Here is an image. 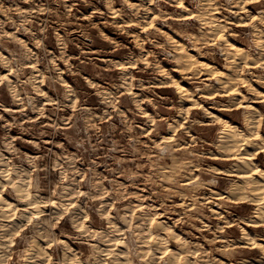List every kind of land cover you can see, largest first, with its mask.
<instances>
[{
  "label": "rangeland",
  "instance_id": "obj_1",
  "mask_svg": "<svg viewBox=\"0 0 264 264\" xmlns=\"http://www.w3.org/2000/svg\"><path fill=\"white\" fill-rule=\"evenodd\" d=\"M250 1L212 0L217 21L202 24L201 0H0V193L14 201L7 213L0 206V264H116L120 251L124 264H179L152 246L156 238L194 264H264L260 201L227 194L241 154L217 152L226 121L248 132V102L260 110L251 137L264 142V38L256 44L264 18L254 15L264 0ZM222 36L248 55L230 91L200 62L181 70L176 62L181 41L196 59L226 67ZM259 145L252 178L264 169Z\"/></svg>",
  "mask_w": 264,
  "mask_h": 264
},
{
  "label": "bare ground",
  "instance_id": "obj_2",
  "mask_svg": "<svg viewBox=\"0 0 264 264\" xmlns=\"http://www.w3.org/2000/svg\"><path fill=\"white\" fill-rule=\"evenodd\" d=\"M173 1V0H172ZM177 0H175V2H176ZM202 2L199 4V6H196V7H198V9L196 10L197 12V18H200V20H202V24H204V23H206V22H215V21H217V20H215L216 18L215 17H217L216 15V12L218 11H216L215 10V12L213 11L216 7H213V8H211V5L212 4H214L213 2L211 3L210 1H212V0H201ZM252 1V0H251ZM250 1V2H251ZM130 3H131V1H129ZM215 2V1H214ZM135 4H136V6L138 7L139 5H140V3L138 2V1H135L134 2ZM134 4V5H135ZM251 4V3H250ZM195 5H197V4H195ZM218 5V4H217ZM132 6V5H131ZM213 6V5H212ZM216 6V5H215ZM232 6V5H231ZM237 6V5H236ZM252 6H254V5H252ZM135 7V6H134ZM136 7V8H137ZM146 7V6H145ZM178 7H180V10H184L185 12H187V13H191L192 14V11L191 12H189L191 9H192V7L190 8V7H188V6H186L182 1H180L179 2V5H178ZM142 8H143V6H142ZM147 8V7H146ZM146 8H144V9H146ZM182 8V9H181ZM240 8V7H239ZM255 8V7H254ZM259 8V7H258ZM178 9V8H177ZM241 9H242V7H241ZM114 10V9H113ZM139 10V9H138ZM195 10V9H194ZM194 10H193V12H194ZM230 10H232V9H230ZM240 10V9H239ZM262 10V9H261ZM260 10V11H261ZM115 11V10H114ZM211 11H213V13L211 12ZM260 11H259V13H260ZM145 12V11H144ZM116 13V12H115ZM147 13V12H146ZM216 15H215V14ZM234 13V12H233ZM243 13V12H242ZM188 14V15H189ZM147 15H149V14H147ZM170 15V14H169ZM255 16H258V18H260V19H262V18H264V10H262V13H260L259 15H260V17H259V15H257V14H254ZM142 16V15H141ZM141 16H139V17H141ZM146 16V15H145ZM147 17V16H146ZM145 17V18H146ZM191 17H192V15H191ZM195 17V16H194ZM137 18V17H136ZM135 18V19H136ZM170 18V17H169ZM186 18H189V16H185V19ZM132 20V19H131ZM188 20V19H187ZM199 20V21H200ZM245 20V19H244ZM241 22H242V20H240ZM262 21V20H261ZM127 22V21H126ZM131 22V21H130ZM238 22V21H237ZM264 22V21H263ZM129 23V22H128ZM127 24V23H126ZM135 24H136V22H135ZM209 24V23H208ZM258 24V23H257ZM128 25V24H127ZM224 25V24H223ZM260 25V24H259ZM213 26H218L216 29H218V30H221V28L222 27H224V26H222V24H221V22H218V23H216V25L214 24ZM237 26H239V27H245L246 25L245 24H241V23H239L238 22V24H237ZM255 26V25H254ZM261 26V25H260ZM209 28V27H208ZM212 28V27H211ZM211 28H209V31H210V29ZM256 28V27H255ZM262 28V27H261ZM260 28V29H261ZM213 29V28H212ZM259 29V28H258ZM201 30V29H200ZM199 30V31H200ZM203 30H204V28H203ZM163 31V30H162ZM214 31V30H213ZM216 31V30H215ZM221 31H218L217 33H220ZM222 32H223V29H222ZM255 33H256V31H254ZM263 32V31H262ZM201 33V32H200ZM210 33H211V31H210ZM212 33H214V32H212ZM216 33V32H215ZM214 33V34H215ZM224 33V32H223ZM214 34H212V37L214 36ZM222 34V33H221ZM259 35H257V39H256V44H258V45H260V46H263L262 44H263V35H261L260 33H258ZM134 36H135V34H133ZM168 35V34H167ZM171 35V34H170ZM197 35V34H196ZM196 35L194 34V36L196 37ZM203 35H205V34H203ZM202 35V33H201V36H203ZM211 35V34H210ZM218 35H220V34H218ZM132 36V35H131ZM181 36V35H180ZM179 36V37H180ZM200 36V35H199ZM207 36V35H206ZM205 36V37H206ZM169 37H173V36H169ZM198 37V36H197ZM204 37V38H205ZM208 37H209V35H208ZM211 37V38H212ZM221 37V36H220ZM224 37V39H225V42H226V48H224L223 50L225 51V52H223V54H225V56H227L226 58H227V65H226V67H222V68H220L217 64H215V63H211V62H209L208 60H205V59H196V57H195V55H193V54H191L190 52H188L186 49H185V47H184V44L185 43H182L181 41L180 42H178V43H175L176 45L178 44V46H180L181 48H182V50H181V53L177 56V59H178V61H176V62H178V67H179V69L181 70V69H186L187 67H190V66H194V64L195 63H197V62H200L201 64H202V66H204V68L208 71V72H210V73H212V74H215L216 75V77H218V81L220 80V82L223 84V86L225 87V89H228L229 91H230V89L233 87V86H237V83H238V81L240 82L241 80H243L244 79V77H242L240 74H238V72H236L235 71V69L236 68H238L240 65H241V62H243V59H245V61L248 59V55H247V50L245 49V47L244 46H242V45H240V44H236V43H233V42H230V39H228V38H226L227 36H222V38ZM221 38V40H224V39H222ZM198 39V38H197ZM210 39V38H209ZM253 39V38H252ZM172 40V42H174L173 41V39H171ZM206 40V39H205ZM212 40V39H211ZM236 40H238V39H236ZM200 41H203V40H201L200 39ZM207 41H208V39H207ZM254 41V40H253ZM211 42V41H210ZM224 42V41H223ZM224 42V43H225ZM194 44V43H193ZM175 45V46H176ZM257 45V46H258ZM224 46V45H223ZM259 46V47H260ZM180 49V48H179ZM194 50V49H193ZM94 51V50H93ZM178 52V51H177ZM204 56V55H203ZM174 58H175V56H174ZM251 58H253V56L251 57ZM251 58H250V60H251ZM259 59H261V58H259ZM253 61V60H252ZM258 61V60H257ZM175 62V63H176ZM247 62V61H246ZM249 62V61H248ZM254 62H255V59H254ZM253 62V63H254ZM259 63V62H258ZM257 64V63H256ZM260 65V64H259ZM200 66V65H199ZM241 67V66H240ZM239 67V68H240ZM249 67V66H248ZM255 67V66H254ZM203 68V67H202ZM194 69H195V67H194ZM241 69V68H240ZM192 71H193V69H191ZM238 70V69H237ZM177 71V70H176ZM205 71V70H204ZM207 71H206V73H207ZM189 72V71H188ZM195 71H193V73H194ZM192 73V74H193ZM205 73V74H206ZM188 74V73H187ZM215 77V78H216ZM212 78V77H211ZM222 80V81H221ZM248 81V80H247ZM174 82V81H173ZM242 82V81H241ZM169 85V84H168ZM170 86V85H169ZM221 86V85H220ZM175 87H177V88H179V90L180 89H182L181 91H184V89H186L185 88V86L184 85H181L180 83L178 84V85H176ZM222 87V86H221ZM220 87V88H221ZM234 88V87H233ZM238 89V88H237ZM232 90H234V89H232ZM180 91V92H181ZM188 91V90H187ZM179 92V91H178ZM185 92V91H184ZM233 92H235V91H233ZM236 93V92H235ZM263 93H261V95H262ZM242 96V95H241ZM259 96V95H258ZM262 96H264V94L262 95ZM50 99V98H49ZM191 99V98H190ZM48 100V99H47ZM191 101V100H190ZM263 101V100H262ZM48 102V101H47ZM195 102H198V101H195ZM199 103V102H198ZM242 105V104H241ZM200 106V105H199ZM242 107L243 108H245L246 109V116H245V123H247V124H245L246 126L245 127H247V129H248V132L247 133H245L244 131L242 132L241 131V129H240V127H239V125H238V123H236V121L235 122H233L232 121V123H228L227 121H226V123H224V126L221 128V131H220V134H219V136H217L218 138H219V142L217 141V147H218V150H217V152H221L223 155H225V156H228V158H225L224 160H230V159H237L234 155H236V154H241V158H239V160H238V162L239 163H236L235 164V166H237L235 169H232V170H234V171H232L233 173V175H235V176H237V179L236 180H234L233 181V183L231 184L232 186H233V188L227 193V194H229V196L231 195V196H238V197H242V198H246V199H248L249 197H251V198H254L253 200L255 201H257V200H259L260 201V203H258L259 204V207H257V209L255 210L254 209V211L255 212H257L255 215H254V217H255V219H256V217H257V219L255 220L256 222H263L264 223V169H261L260 170V172L258 173V176L256 177H253L252 178V176L251 175H249V172L251 171V169H252V165H254L255 164V162H254V160L252 159V157H250V155L249 154H252L250 151L252 150V147H255V144L256 145H259V142H257L258 141V138H254V136L253 137H251L252 135H254V133L253 132H255L254 130H256L255 129V126H256V113L258 112V111H260V110H258V108L254 105V104H252V103H250V102H248V103H246V104H243L242 105ZM199 109H202V108H199ZM203 110H204V107H203ZM207 110V109H206ZM226 111V110H225ZM229 111V110H228ZM208 113V112H207ZM210 113V112H209ZM227 113V112H226ZM260 113V112H259ZM213 114V113H212ZM261 114V113H260ZM208 117H210V116H208ZM216 117V116H215ZM216 119H218V120H222V121H224L225 119L221 116V115H218L217 116V118ZM217 120V121H218ZM225 122V121H224ZM173 123V122H172ZM171 123V124H172ZM220 123V122H219ZM170 124V125H171ZM179 124V123H178ZM174 125V124H173ZM175 125H176V123H175ZM206 125V124H205ZM169 126V125H168ZM170 128V127H169ZM173 129V128H172ZM174 130V129H173ZM168 131H171V130H168ZM257 132V131H256ZM260 135V134H259ZM164 136V135H163ZM257 136H258V134H257ZM261 136V135H260ZM262 137V136H261ZM164 138V137H163ZM166 138V137H165ZM167 138H170V137H167ZM173 138V137H172ZM262 139V138H261ZM264 140V139H263ZM162 141V140H161ZM168 141H173V140H168ZM260 141V140H259ZM262 141V140H261ZM165 144V143H164ZM174 145V144H173ZM261 145H259V147H260ZM175 147H177V146H175ZM174 147V148H175ZM262 148H261V150H260V152H262V153H264V142H263V144H262V146H261ZM251 148V149H250ZM257 148V147H256ZM239 151V152H238ZM236 152H238V153H236ZM220 153V154H221ZM214 154V153H213ZM215 154H217V153H215ZM217 159V158H216ZM172 161H173V159H172ZM175 161V160H174ZM233 161H237V160H233ZM187 162V161H186ZM185 161H184V163H186ZM189 162V161H188ZM170 163V162H169ZM183 163V162H182ZM217 163V162H216ZM235 163V162H234ZM173 164H172V162H171V166H170V168H172L173 166H172ZM177 165H178V163H177ZM18 168V167H17ZM20 168V167H19ZM166 168V167H165ZM175 167H173V169H174ZM225 168H227V167H225ZM219 169V168H218ZM221 169V171L220 172H222V173H225L224 171H223V169L222 168H220ZM23 172H26V171H24V169L22 170ZM15 172V171H14ZM16 173V172H15ZM17 173H19V172H17ZM257 174V173H256ZM24 175V174H23ZM21 176H22V174H21ZM18 177V176H17ZM16 177V178H17ZM20 177V176H19ZM18 177V178H19ZM24 177H25V175H24ZM23 180V179H22ZM181 181H182V179H181ZM21 182V181H20ZM23 183V182H22ZM192 183V182H191ZM4 184V183H3ZM188 184H190V183H188ZM185 185V184H184ZM171 186V185H170ZM169 186V187H170ZM20 187V186H19ZM173 187V186H172ZM20 188H24V187H20ZM17 189V188H16ZM19 190H21V189H19ZM18 190V191H19ZM229 190V189H228ZM227 190V191H228ZM24 191H25V189H24ZM40 191V190H39ZM20 192V191H19ZM218 192V191H217ZM220 192V191H219ZM2 193V192H1ZM0 193V206L2 205V210L4 209V211L6 210V208L4 207V206H10L11 204H12V202H14V201H9V200H7L5 197H3V195ZM16 193H18V192H16ZM23 193V192H22ZM214 193V192H213ZM38 194V193H37ZM215 194V193H214ZM219 194V193H218ZM18 195H20V194H18ZM32 195V194H31ZM221 195V194H220ZM38 196H39V194H38ZM37 196V197H38ZM225 196H228V195H224L223 194V196L222 197H225ZM18 197V196H17ZM20 197V196H19ZM30 197V196H29ZM34 197H35V195H34ZM219 197V196H218ZM221 197V198H222ZM31 198V197H30ZM39 198V197H38ZM229 198H231V197H229ZM19 199H22V198H19ZM24 199V198H23ZM61 199V198H60ZM62 199H64L63 197H62ZM65 200H67V199H65ZM249 200H250V198H249ZM25 201V200H24ZM41 201H42V199H41ZM46 202L48 201V200H45ZM55 201V200H54ZM140 201V200H139ZM29 203H30V201H28ZM39 202V199H33V202H31V203H35L34 204V206H32L33 208L32 209H34V210H32V211H34L33 213H35V214H33L34 215V217H36V218H39L40 219V217H42V215L43 214H41V211H42V209H41V204H39L38 203ZM57 202V201H56ZM59 202V201H58ZM245 202V201H244ZM253 202V201H252ZM258 202V201H257ZM2 203V204H1ZM15 203H16V201H15ZM15 203H14V205H15ZM25 203V202H24ZM23 203V204H24ZM28 203V204H29ZM43 203V202H42ZM60 203H61V201H60ZM22 204V203H21ZM44 204V203H43ZM65 204V203H64ZM253 204H255L254 202H253ZM25 205V204H24ZM61 205H63V203L61 204ZM141 205H142V203H141ZM245 205V204H244ZM28 206V205H27ZM57 207V204H55V205H53V207ZM137 206H139V205H137ZM12 207H14L13 205L11 206V208ZM15 207H17L16 205H15ZM20 207V206H19ZM18 207V208H19ZM44 207V206H43ZM64 207V206H63ZM26 208V207H25ZM31 208V207H30ZM126 207H124V209H125ZM160 208V207H159ZM8 209V208H7ZM57 209H60V207H57ZM143 209H144V207H143ZM161 209V208H160ZM24 210V209H23ZM1 211V210H0ZM7 211V210H6ZM5 211V213H7ZM12 211V210H11ZM26 211V210H25ZM213 211H215V210H213ZM28 212V211H27ZM31 212V211H30ZM55 212V211H54ZM216 212H217V210H216ZM2 213V211L0 212V214ZM4 213V214H5ZM10 213V212H9ZM13 213H14V211H13ZM18 213H20V210H19V212ZM42 213H43V211H42ZM53 213V212H52ZM16 214V213H15ZM21 214H24L25 215V212L24 213H21ZM21 214H19V216L21 215ZM141 214V213H140ZM2 215V214H1ZM9 215V214H8ZM10 216V215H9ZM21 216H23V215H21ZM48 216V215H47ZM11 217V216H10ZM10 217H9V219L8 220H11L10 219ZM17 217V216H16ZM26 216H24V218H25ZM18 218V217H17ZM22 218V217H21ZM32 218V217H31ZM47 218V217H46ZM250 218V217H249ZM252 218V217H251ZM1 220V219H0ZM13 220H15V219H13ZM36 221H38L37 219H35ZM249 220V219H248ZM251 220V219H250ZM249 220V221H250ZM7 221V220H6ZM253 221V220H252ZM14 222V221H13ZM15 222H18L17 221V219L15 220ZM21 222V221H20ZM19 222V223H20ZM23 222V221H22ZM108 222H111V221H108ZM113 222V221H112ZM37 223H39V222H37ZM7 224H9L8 222H7ZM11 224V223H10ZM23 224V223H22ZM247 224V223H246ZM252 224V223H251ZM15 225V224H14ZM19 225V224H18ZM48 225V224H47ZM109 225V224H108ZM112 225V224H111ZM110 225V226H111ZM255 225V224H254ZM17 226V225H16ZM15 226V227H16ZM40 226V225H39ZM228 226H230V224L228 225ZM256 226H258V225H256ZM263 226V225H262ZM6 227V226H5ZM45 227V226H44ZM109 227V226H108ZM156 227V226H155ZM167 227H168V225H167ZM255 227V226H254ZM8 228V227H7ZM165 228V227H164ZM243 228V230L241 231L242 232V234L245 236V237H250V236H252V235H250L249 236V234H251V233H248V229L247 228H245V227H242ZM257 228V227H256ZM263 227H261V229H262ZM6 229V228H5ZM9 229V228H8ZM111 229V228H110ZM117 230H118V228H116ZM168 229V228H167ZM10 230L11 229H9V232H10ZM38 230V229H37ZM42 230H44V229H42ZM162 230V229H161ZM165 230V229H164ZM164 230H163V232H164ZM169 230V229H168ZM2 231H4V229L2 230ZM8 231V230H7ZM39 231H40V229H39ZM39 231H37V232H39ZM264 231V230H263ZM5 232V231H4ZM102 231H100V233H101ZM162 232V233H163ZM166 232H168V231H166ZM170 232V231H169ZM253 232H255V231H253ZM7 233V232H6ZM39 233H41V232H39ZM44 233V232H43ZM157 233V232H156ZM155 233V234H156ZM171 233H172V231L170 232V235H171ZM1 234L3 235V232H1ZM36 234V233H35ZM175 234H177V233H175ZM174 234V235H175ZM5 235V234H4ZM6 235H8V234H6ZM43 235V234H42ZM46 235V234H45ZM103 235V234H102ZM151 235V234H150ZM159 234H157V236H158ZM36 236V235H35ZM32 237V238H34L33 239V242L34 243H36L37 244V246L36 247H38V246H43V245H41V241L43 240L42 238H41V240H40V237H41V234H40V236L37 238V236L36 237ZM104 236V235H103ZM218 236V235H217ZM219 236H222V234L221 235H219ZM218 236V237H219ZM224 236V235H223ZM109 237V236H108ZM156 237V236H155ZM162 237V236H161ZM241 237H242V235H241ZM46 238V237H45ZM44 238V239H45ZM140 238H142V237H140ZM244 238V237H243ZM242 238V239H243ZM251 238V237H250ZM264 238V237H263ZM102 239H103V237H102ZM107 239V238H106ZM112 239H114V236H113V238ZM143 239V238H142ZM164 239V238H163ZM162 239V240H163ZM218 239V238H217ZM220 239V238H219ZM256 239V238H255ZM254 238H253V240H255ZM103 240H105V239H103ZM162 240H160L159 238H156V241H155V243L152 245V246H155L156 248H163L168 254H169V256L171 257H173V258H178V260H179V264H194V262H193V259H192V261H191V259H190V257L188 258L187 257V255L186 254H184L185 255V257H184V255H183V258H181L180 256L182 255V253L185 251V249H184V251H178V250H176V248H172V246H170L169 244H167L166 242H164V241H162ZM167 240V239H166ZM223 240V239H222ZM225 240V239H224ZM224 240H223V242H224ZM244 240V239H243ZM252 240V239H251ZM44 242H45V240H43ZM42 241V242H43ZM62 241H64V240H62ZM61 241V242H62ZM106 241V240H105ZM226 241V240H225ZM111 242V241H110ZM144 242H146V241H144ZM169 242V241H168ZM253 242V241H252ZM100 243H102L103 244V242H100ZM148 243V242H147ZM259 243V242H258ZM33 244V243H32ZM44 244V243H43ZM104 244H106V243H104ZM112 244H114V245H116L115 243H112ZM260 245L262 244V243H259ZM107 245L108 246H112L111 244L109 245V243H108V241H107ZM106 245V246H107ZM144 245V244H143ZM254 245V244H253ZM264 245V244H263ZM92 246H94V248H95V245L94 244H92ZM108 246L106 247V248H108ZM33 247H34V245H33ZM99 246H97V249H99L98 248ZM121 247V246H120ZM142 247V246H141ZM254 247H258V246H254ZM264 247V246H263ZM2 248V247H1ZM150 248H151V246H150ZM38 249V248H37ZM40 249V248H39ZM117 249V248H116ZM144 249V248H143ZM189 249V248H188ZM34 250V249H33ZM72 250V249H71ZM95 250V249H94ZM105 250V249H104ZM115 249H113V251H114ZM39 251H42V249H40ZM46 251V250H45ZM96 251V250H95ZM113 251H112V253H113ZM119 251H120V249H119ZM145 251V250H144ZM1 252V251H0ZM69 252V251H68ZM97 252H101V251H99V250H97ZM105 252H107V251H105ZM104 252V253H105ZM110 252V251H109ZM143 252V251H142ZM151 252V251H150ZM149 252V253H150ZM154 252V251H153ZM160 252V251H159ZM159 252H157L158 253V256H159ZM2 253V252H1ZM33 253V252H32ZM40 253V252H39ZM72 253V252H71ZM70 253V254H71ZM75 253V252H74ZM104 253H102L101 255H103ZM116 252H114V254H115ZM152 253V252H151ZM164 253V252H163ZM36 254H37V252H36ZM64 254V253H63ZM69 254V253H68ZM106 254H109V253H106ZM119 255L116 257V261L115 262H117L116 264H124L123 263V259H125L126 257H125V255H122L123 254V251H120L119 253H118ZM124 254H125V252H124ZM139 254V253H138ZM153 254V253H152ZM156 254V253H155ZM167 254V255H168ZM189 254H190V252H189ZM1 255V254H0ZM31 255H33V254H31ZM38 255V254H37ZM41 255H42V253H41ZM64 255H66V254H64ZM76 255V254H75ZM195 255V254H194ZM28 256H29V254H28ZM40 256V255H39ZM67 256V255H66ZM69 256V255H68ZM68 256H67V260H69L68 259ZM72 256H74V254L72 255ZM97 256V255H96ZM95 256V257H96ZM105 256V255H104ZM109 256V255H108ZM112 256V255H111ZM157 256V257H158ZM190 256H193L192 254L190 255ZM197 256V255H196ZM195 256V257H196ZM94 257V258H95ZM125 257V258H124ZM151 257V256H150ZM157 257H154L155 259H157ZM167 257V256H166ZM169 257V258H170ZM172 257L170 258V259H172ZM180 257V258H179ZM29 258V257H28ZM28 258H25V259H28ZM37 258V257H36ZM35 258V259H36ZM70 258H71V256H70ZM74 258V257H73ZM73 258H71L70 260H72ZM77 258V257H76ZM115 258V257H114ZM168 258V257H167ZM166 258V259H167ZM194 258V257H193ZM23 259H24V257H23ZM33 259V258H32ZM39 259V258H38ZM127 259V258H126ZM151 259V258H150ZM152 259H153V256H152ZM151 259V260H152ZM155 259H153L154 261H155ZM195 259V258H194ZM30 260V259H29ZM40 260V259H39ZM38 260V261H39ZM97 261H98V259H96ZM99 260H103L102 258L100 259V257H99ZM149 260V259H148ZM152 260V261H153ZM169 260V259H168ZM173 260V259H172ZM184 260V261H183ZM257 260H259V259H257ZM31 261V260H30ZM41 261V260H40ZM73 261H74V259H73ZM114 261V260H113ZM153 261V262H154ZM170 261V260H169ZM169 261H167V263L169 262ZM177 261V260H176ZM175 261V262H176ZM202 261V260H201ZM224 261V260H223ZM77 262H79V261H77ZM90 262V261H89ZM102 262V261H101ZM152 262V263H153ZM157 262V261H156ZM198 262V261H197ZM26 263H28V262H26ZM30 263V262H29ZM71 263H72V261H71ZM83 263V262H82ZM81 262H80V264H82ZM91 263V262H90ZM96 263H98V262H96ZM110 263H113V262H110ZM145 263L147 264V263H149V262H147V261H145ZM166 263V264H167ZM170 263V262H169ZM173 263V262H172ZM171 263V264H172ZM225 263V262H224ZM31 264H33V262L31 263ZM36 264H37V261H36ZM196 264V263H195ZM198 264H199V262H198Z\"/></svg>",
  "mask_w": 264,
  "mask_h": 264
}]
</instances>
